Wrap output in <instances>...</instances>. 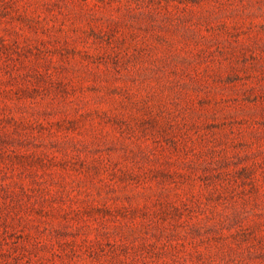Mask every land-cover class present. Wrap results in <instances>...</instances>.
Instances as JSON below:
<instances>
[{"label":"rangeland","instance_id":"obj_1","mask_svg":"<svg viewBox=\"0 0 264 264\" xmlns=\"http://www.w3.org/2000/svg\"><path fill=\"white\" fill-rule=\"evenodd\" d=\"M0 264H264V0H0Z\"/></svg>","mask_w":264,"mask_h":264}]
</instances>
